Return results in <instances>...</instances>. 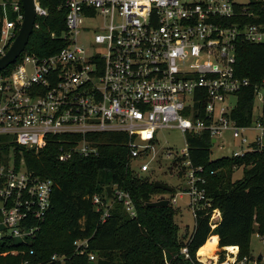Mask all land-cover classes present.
Segmentation results:
<instances>
[{"label": "built area", "instance_id": "built-area-1", "mask_svg": "<svg viewBox=\"0 0 264 264\" xmlns=\"http://www.w3.org/2000/svg\"><path fill=\"white\" fill-rule=\"evenodd\" d=\"M239 5L235 0L61 1L63 47L46 55L26 47L0 71V134L35 150L44 148L53 136L63 137L58 159L64 162L75 155L98 154L89 134L126 133L131 168L135 161V169L143 174L152 168L151 149L158 132L179 129L185 148L179 152L170 147L164 154L186 178L184 192L177 194L189 196L195 218L198 211L207 210L215 228L221 211L211 208L206 193L208 171L192 162L187 134L207 133L212 144H218L230 131L238 144L232 158L264 152V77L253 85L236 67L240 42L264 44V22L244 20L252 13ZM0 6L1 58L18 35L24 9L21 0H3ZM35 9L33 31L41 26L37 18L49 15L41 0H35ZM51 35L56 37L54 32ZM252 85L251 114L240 124L234 116L239 92ZM5 157H0V246L4 253L21 252L17 246H31L41 229L55 183ZM112 193V198L91 197L102 222L110 214L113 199L136 215L128 191L114 186ZM163 197L170 204L177 202L176 195L161 194L156 200ZM89 243L90 238L77 239L76 253L94 261L96 254L89 252ZM219 247L218 241L211 256L197 251V259L203 264H264L262 254L241 257L235 246V251L224 247L222 257L217 254ZM29 252L34 254V248ZM181 253L189 257L188 247ZM66 258L54 253L50 260L63 263ZM166 264H170L167 259Z\"/></svg>", "mask_w": 264, "mask_h": 264}, {"label": "trees", "instance_id": "trees-1", "mask_svg": "<svg viewBox=\"0 0 264 264\" xmlns=\"http://www.w3.org/2000/svg\"><path fill=\"white\" fill-rule=\"evenodd\" d=\"M61 1L41 0L49 15L45 19L37 18L41 26L33 31L28 51L46 55L63 47L65 16L58 9ZM244 7L252 13L244 20L264 22V0H253L238 8ZM53 32L55 38L51 35ZM236 67L241 77L256 84L264 77V44L240 42ZM253 85L239 92L234 116L240 124L251 114ZM88 137L95 140L98 154L75 155L62 162L58 155L63 137L53 136L44 148L35 150L18 145L12 136L0 134V157L6 156V161L12 158L17 167L24 163L34 175L51 178L55 183L50 208L32 245L21 244L17 246L21 252L10 253H4L6 249L0 246V264H24L26 260L29 264H166V259L170 264H203L197 259V251L206 242L217 241L213 239L216 234L220 247L238 246L241 257L252 254L253 234L264 236V152L245 158L211 159L209 135L188 133L190 158L195 165L207 169V198L211 208L220 209L221 219L213 228L210 214L200 210L193 231L180 235L181 224L173 204L147 206V202L167 191L155 188L151 175L131 168L128 135L99 132ZM239 166H243V175L234 179V171ZM211 171L214 173L210 174ZM108 185L130 193L135 216L125 210L122 202L113 199L109 216L101 221V211L96 210L91 197L106 196ZM175 191L174 188L172 192ZM82 238H90L89 252L96 254V260L76 253L75 241ZM184 246L188 247L189 257L181 253ZM31 248L34 254H30ZM54 253L65 254V262L51 261Z\"/></svg>", "mask_w": 264, "mask_h": 264}, {"label": "rangeland", "instance_id": "rangeland-1", "mask_svg": "<svg viewBox=\"0 0 264 264\" xmlns=\"http://www.w3.org/2000/svg\"><path fill=\"white\" fill-rule=\"evenodd\" d=\"M3 0H0V3ZM14 1V0H11ZM239 4L247 5L253 0H235ZM157 142H155L154 147L151 149V170L146 174L151 175L155 180H160L165 182L175 188V192H166L164 195L171 197L173 195L177 196V202L174 204L176 207V218L181 224L179 231L180 235L184 232H192L195 227V217L188 206L189 196L183 193V197H179V192H184L187 185L186 178L182 177L178 173V168L176 165L172 164L171 159H167L164 154L167 153V148H174L181 152L185 148V136L181 130L176 128H166L162 129L157 134ZM220 143H213L211 146L210 157L211 159H217L225 156H231L233 152L238 148L236 140L232 137L230 131H225L223 137L219 140ZM221 145V147H220ZM133 168L137 167V162L132 163ZM145 174V173H143ZM243 168H236L233 174V178L237 179L242 177ZM178 193V194H177ZM158 197V196H157ZM156 199V198H155ZM219 241V238H218ZM217 254L222 252L224 248L219 247ZM221 250V251H220ZM251 253L254 255L262 254L264 255V238L260 237L258 234H253L251 239ZM210 255V254H209ZM211 256V255H210Z\"/></svg>", "mask_w": 264, "mask_h": 264}, {"label": "water", "instance_id": "water-1", "mask_svg": "<svg viewBox=\"0 0 264 264\" xmlns=\"http://www.w3.org/2000/svg\"><path fill=\"white\" fill-rule=\"evenodd\" d=\"M21 2L22 7L24 9V19L18 32V35L16 36L12 45L10 46L8 51L0 58V71L8 67L10 64L14 63L16 59L20 56V54L25 51L30 37L33 33V28L36 20L35 0H21ZM214 141L215 140H213V142ZM154 187L160 188L168 192H172L174 189L173 186L160 180L154 181ZM106 191L107 195L112 198L113 193L111 185H108L106 187ZM169 204L170 199L165 197L147 202V206L149 207H162L168 206Z\"/></svg>", "mask_w": 264, "mask_h": 264}, {"label": "bare ground", "instance_id": "bare-ground-1", "mask_svg": "<svg viewBox=\"0 0 264 264\" xmlns=\"http://www.w3.org/2000/svg\"><path fill=\"white\" fill-rule=\"evenodd\" d=\"M216 246H217L216 242H213V241L206 242V244L198 250V254L200 253L199 255H204V256H206L207 254L212 255L214 251L216 250ZM229 247L230 246H228V249ZM234 249L236 250L235 246L234 247L231 246V250L235 251Z\"/></svg>", "mask_w": 264, "mask_h": 264}, {"label": "crops", "instance_id": "crops-1", "mask_svg": "<svg viewBox=\"0 0 264 264\" xmlns=\"http://www.w3.org/2000/svg\"><path fill=\"white\" fill-rule=\"evenodd\" d=\"M174 188V187H173ZM215 235V234H214ZM217 236H214V237H216V238H213V239H216L217 241H214V240H212L213 242H216V244H217V242H218V234H216ZM210 240V239H209ZM208 242H211V241H208ZM203 247V246H202ZM229 249L231 250V246L229 247ZM235 250V249H234ZM200 254V253H199Z\"/></svg>", "mask_w": 264, "mask_h": 264}]
</instances>
